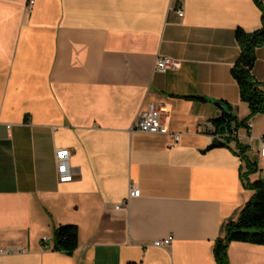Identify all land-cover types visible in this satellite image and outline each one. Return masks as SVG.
I'll use <instances>...</instances> for the list:
<instances>
[{
  "label": "crops",
  "instance_id": "1",
  "mask_svg": "<svg viewBox=\"0 0 264 264\" xmlns=\"http://www.w3.org/2000/svg\"><path fill=\"white\" fill-rule=\"evenodd\" d=\"M31 1L0 0V264H217L216 241L254 194L236 141L209 148L218 102L252 122L238 139L258 163L250 179H264V113L250 117L232 75L235 30L259 29V6ZM159 56L182 65L158 72ZM252 73L264 81V45ZM153 104L167 110L166 132L136 130ZM64 148L68 182L56 157ZM134 188L140 196L117 209ZM64 224L78 227L72 253L55 248ZM170 236V246L154 245ZM228 256L264 264V245L232 242Z\"/></svg>",
  "mask_w": 264,
  "mask_h": 264
},
{
  "label": "trees",
  "instance_id": "2",
  "mask_svg": "<svg viewBox=\"0 0 264 264\" xmlns=\"http://www.w3.org/2000/svg\"><path fill=\"white\" fill-rule=\"evenodd\" d=\"M262 11V26L254 31L237 27L235 37L240 46V54L232 68V75L238 84L241 100L248 104L250 117L264 113V81H258L253 73L257 60V49L264 45V0H254ZM226 103V102H225ZM232 111L231 105L226 103ZM248 118L239 119L233 112L222 114L212 120L214 132L223 134L238 131L245 127ZM236 141V152L245 162L242 172L243 185L253 190L252 198L243 207L239 218L231 221L225 228V236L216 241L214 254L217 264H231L228 248L232 242H247L264 245V179L254 181L250 175L259 171L257 161L248 155V146L240 143L238 138H228L227 142L213 141L209 148L228 146ZM78 227L75 224L60 225L55 229V248L72 253L78 246Z\"/></svg>",
  "mask_w": 264,
  "mask_h": 264
},
{
  "label": "built area",
  "instance_id": "3",
  "mask_svg": "<svg viewBox=\"0 0 264 264\" xmlns=\"http://www.w3.org/2000/svg\"><path fill=\"white\" fill-rule=\"evenodd\" d=\"M34 4V0H32L28 4V8L31 9ZM179 16H184V10L179 8L178 10ZM182 63L180 60L169 57V56H159L156 60L155 70L158 72H166L168 70H176L181 67ZM167 110L164 106L153 104L147 111L141 112L135 122L134 128L144 133H163L166 132L165 126V118H166ZM247 130L250 131L252 128V122L248 121L246 123ZM209 135L211 136L213 141H224L228 138H239L238 131L226 132L223 134L214 132V125L211 123L209 129ZM171 136L175 139L176 142L179 141L180 136L178 134H171ZM258 157L262 160L264 159V138L261 142V148L257 152ZM58 161V171L60 174V179L62 182L72 181L74 175L71 173L69 166V159L71 157V151L69 149H60L56 154ZM141 191L138 188H134L131 190L129 197L127 200L122 202L121 204H117L116 208L121 209L128 206L129 199L132 197L140 196ZM47 238L43 239L46 242ZM173 237L170 236L165 240H157L154 242L156 246H170L172 244ZM4 252V251H2Z\"/></svg>",
  "mask_w": 264,
  "mask_h": 264
},
{
  "label": "water",
  "instance_id": "4",
  "mask_svg": "<svg viewBox=\"0 0 264 264\" xmlns=\"http://www.w3.org/2000/svg\"><path fill=\"white\" fill-rule=\"evenodd\" d=\"M218 106L221 108L222 112H224L227 115H230L232 113L231 109L225 102H218Z\"/></svg>",
  "mask_w": 264,
  "mask_h": 264
}]
</instances>
